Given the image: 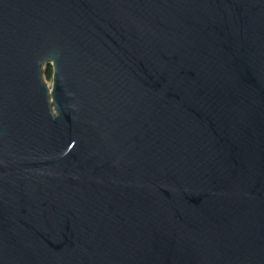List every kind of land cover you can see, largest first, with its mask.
Listing matches in <instances>:
<instances>
[{
  "label": "water",
  "instance_id": "95a60500",
  "mask_svg": "<svg viewBox=\"0 0 264 264\" xmlns=\"http://www.w3.org/2000/svg\"><path fill=\"white\" fill-rule=\"evenodd\" d=\"M0 264H264V0H0Z\"/></svg>",
  "mask_w": 264,
  "mask_h": 264
},
{
  "label": "trees",
  "instance_id": "16d2710c",
  "mask_svg": "<svg viewBox=\"0 0 264 264\" xmlns=\"http://www.w3.org/2000/svg\"><path fill=\"white\" fill-rule=\"evenodd\" d=\"M44 76L46 78H51L52 77V69H51V66L50 65L47 66L46 72L44 73Z\"/></svg>",
  "mask_w": 264,
  "mask_h": 264
},
{
  "label": "rangeland",
  "instance_id": "374dc122",
  "mask_svg": "<svg viewBox=\"0 0 264 264\" xmlns=\"http://www.w3.org/2000/svg\"><path fill=\"white\" fill-rule=\"evenodd\" d=\"M46 68H47V66L44 65L43 75H44V73L46 72ZM44 78H45L47 84L51 85V83H52V82H51V78H46L45 76H44Z\"/></svg>",
  "mask_w": 264,
  "mask_h": 264
}]
</instances>
